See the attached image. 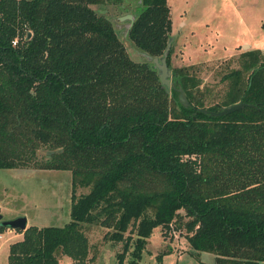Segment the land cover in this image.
<instances>
[{"label":"trees","instance_id":"1","mask_svg":"<svg viewBox=\"0 0 264 264\" xmlns=\"http://www.w3.org/2000/svg\"><path fill=\"white\" fill-rule=\"evenodd\" d=\"M115 1L0 0V169L71 173L70 221L18 231L8 264H84L83 225L113 230L117 264H140L157 229H185L213 264L264 263V52L242 54L208 107L193 69L172 68V49L171 89L153 62L131 58L93 8ZM172 26L167 0H141L128 40L163 58Z\"/></svg>","mask_w":264,"mask_h":264},{"label":"rangeland","instance_id":"2","mask_svg":"<svg viewBox=\"0 0 264 264\" xmlns=\"http://www.w3.org/2000/svg\"><path fill=\"white\" fill-rule=\"evenodd\" d=\"M115 1V0H114ZM171 9L172 68L188 67L201 80L207 106L220 104L228 91L224 76L241 69L242 54L264 52V0H167ZM115 3V4H114ZM93 7L107 18L127 48L131 58L150 62L128 40L130 20L141 11V0H117ZM247 46V47H245ZM174 84V83H173ZM175 85V84H174ZM49 152L40 150L39 161ZM86 193L78 190L77 194ZM71 173L34 169H0V216L4 221L26 217L28 226L64 227L70 221ZM0 233V264H8L9 246L17 241L18 231ZM89 244L84 264H117L123 244L105 238L113 230L83 225ZM23 235V234H22ZM171 249L172 252L169 253ZM131 256H127V263ZM215 256L194 253L186 230L170 233L157 229L147 243L140 264H213ZM60 264H72L59 257ZM264 264V263H262Z\"/></svg>","mask_w":264,"mask_h":264},{"label":"water","instance_id":"3","mask_svg":"<svg viewBox=\"0 0 264 264\" xmlns=\"http://www.w3.org/2000/svg\"><path fill=\"white\" fill-rule=\"evenodd\" d=\"M137 17V16H136ZM136 17L133 16H128V18H125L126 20H130V29L133 26V23L136 19ZM129 29V30H130ZM30 37V34H28V38ZM247 47V46H245ZM171 50V41L168 44V48L165 51L164 57L163 58H153L150 55H148L147 53H143V55L150 61L153 62L155 64V66L158 69L159 72V77L163 83V85L168 88H174L175 85L172 82V72L169 69L168 63H167V58L169 56V52ZM180 102L186 106L189 107V102L186 96L185 91L181 88L180 89V96H179ZM248 107L247 104L244 103H239V104H234L232 106L226 107L224 108L222 111L220 112H211L208 110H203L202 112L206 115H210L212 117H223V116H227L229 114L235 113L237 111H240L244 108ZM0 226H3L7 229L10 230H14V231H21L24 232L28 227H27V219L26 217H17L13 220H9V221H4L2 219V216H0Z\"/></svg>","mask_w":264,"mask_h":264},{"label":"crops","instance_id":"4","mask_svg":"<svg viewBox=\"0 0 264 264\" xmlns=\"http://www.w3.org/2000/svg\"><path fill=\"white\" fill-rule=\"evenodd\" d=\"M27 227H29L28 226V221H27ZM7 230H10V229H7ZM12 231V230H11ZM14 231V230H13ZM13 233H15V231L13 232ZM12 232H11V234H13ZM14 235V234H13ZM18 237H20V239H19V241H21L22 240V238H23V235L22 234H18ZM0 238H1V236H0ZM19 241H17V242H19ZM16 243V242H15ZM10 247V246H9ZM66 258V257H65ZM67 259V258H66Z\"/></svg>","mask_w":264,"mask_h":264}]
</instances>
